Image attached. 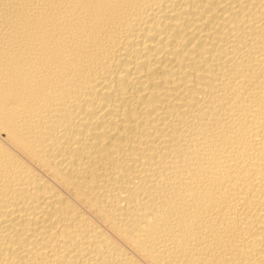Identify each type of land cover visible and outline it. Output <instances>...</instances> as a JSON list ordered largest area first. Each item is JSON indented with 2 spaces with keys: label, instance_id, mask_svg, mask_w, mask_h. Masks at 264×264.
Returning a JSON list of instances; mask_svg holds the SVG:
<instances>
[{
  "label": "bare ground",
  "instance_id": "1",
  "mask_svg": "<svg viewBox=\"0 0 264 264\" xmlns=\"http://www.w3.org/2000/svg\"><path fill=\"white\" fill-rule=\"evenodd\" d=\"M0 264H264V0H0Z\"/></svg>",
  "mask_w": 264,
  "mask_h": 264
}]
</instances>
